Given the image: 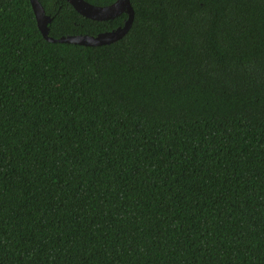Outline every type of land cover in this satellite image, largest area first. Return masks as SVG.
Here are the masks:
<instances>
[{"label":"trees","instance_id":"1","mask_svg":"<svg viewBox=\"0 0 264 264\" xmlns=\"http://www.w3.org/2000/svg\"><path fill=\"white\" fill-rule=\"evenodd\" d=\"M130 1L0 0V264H264V0Z\"/></svg>","mask_w":264,"mask_h":264},{"label":"water","instance_id":"2","mask_svg":"<svg viewBox=\"0 0 264 264\" xmlns=\"http://www.w3.org/2000/svg\"><path fill=\"white\" fill-rule=\"evenodd\" d=\"M30 1L40 31L42 32L44 38L52 43H72L85 46H100L109 44L121 39L124 35H126L131 28L134 19V10L130 0H116L114 4L107 7L94 6L85 0H67L81 15L92 20H110L123 13L128 15V19L126 20L123 27H120L109 33L98 35L97 37L69 36L62 37L60 39H54L49 36L48 25L52 21L51 17L46 14L44 7L39 2V0Z\"/></svg>","mask_w":264,"mask_h":264}]
</instances>
